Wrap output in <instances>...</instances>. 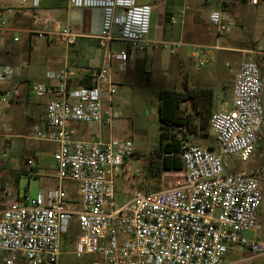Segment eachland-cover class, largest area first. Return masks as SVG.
Listing matches in <instances>:
<instances>
[{"label": "built area", "instance_id": "obj_1", "mask_svg": "<svg viewBox=\"0 0 264 264\" xmlns=\"http://www.w3.org/2000/svg\"><path fill=\"white\" fill-rule=\"evenodd\" d=\"M225 3L221 0L209 15L219 36L235 24ZM70 4L103 10L98 34L103 62L88 67L76 83L66 68L47 71L43 80L21 83L35 97H48L33 137L54 143L56 183L34 195L6 192L0 209V254L6 264H20L22 258L31 264H71L64 261L63 246L75 219L79 232L73 253L78 258L97 254L99 259L90 264H221L231 245L250 255L264 254V239L247 234L258 227L263 185L252 169L230 170L224 160L232 156L245 164L255 155L264 126V76L259 63L242 60L232 108L216 109L210 117L218 152L185 142L183 168L166 171H182L177 184L136 190L119 204L115 177L135 155L136 144L103 131V127L111 131L118 118L116 76L127 70L138 51L163 48L174 54L187 43L151 37L152 6L138 0H70ZM40 5V0H33L35 21L46 25L49 18H44ZM12 30L15 27L0 17V37ZM31 33L39 38L55 34L67 45L78 37L68 25L35 28ZM188 45L190 58L200 69L211 46ZM254 52L264 54V35ZM16 73L13 65L0 62V107H8L21 94L20 85L6 86ZM91 125H98L99 132H87ZM28 162L33 164L32 159ZM65 181L76 183V197Z\"/></svg>", "mask_w": 264, "mask_h": 264}, {"label": "rangeland", "instance_id": "obj_2", "mask_svg": "<svg viewBox=\"0 0 264 264\" xmlns=\"http://www.w3.org/2000/svg\"><path fill=\"white\" fill-rule=\"evenodd\" d=\"M163 1L166 5L167 0ZM171 2L172 0H168V3ZM183 2L184 0L178 1L180 4ZM228 12L233 15L235 24L226 33L218 37L215 27L212 28L209 24L206 26L210 31L213 29L212 34L208 40L199 42L210 45L211 48L210 54L206 55L207 61L200 69L197 70L195 62L190 57L179 61L178 53L182 48L174 54L159 48L147 62L135 61L124 73L116 76L119 86L114 108L118 112V118L111 131L107 127H103V131L106 136L111 134L118 138L132 139L137 150L115 177L116 199L119 204L130 198L136 190H145L138 188L136 181L138 182L139 178L134 173L141 171L139 156L160 146L159 104L162 89H182L186 83L190 86H210L214 90L216 106L214 110L221 106L229 110L232 108L230 93L234 86L235 74L243 59L256 60L264 76V54L254 52L261 47L264 35V0H260L259 4L241 2L240 18L235 17L233 11ZM174 17L176 20L181 18L178 14ZM185 49L188 52L191 50L190 47ZM67 54L66 43L59 39L53 52L54 59L62 64ZM39 55L42 59L44 54ZM47 98H37L24 91L14 97L8 107H0V209L7 200V191L12 193L27 191L34 195L56 183L55 145L51 142L38 141L33 137L37 121L44 118ZM78 125L83 128L87 126ZM87 132H99L98 125H91ZM185 142L207 147L213 145L212 150L218 152L212 131L207 136L189 135ZM225 157L227 169L232 168L233 157ZM29 159L33 160V164L28 162ZM181 176L182 171L168 172L166 183L168 186L175 185ZM256 176L264 189V171ZM64 185L71 196H77L75 182L65 181ZM261 207L264 217V193ZM263 222L261 227H264ZM78 232L79 224L75 219L72 231L64 242V261L71 264H90L99 259L97 254H84L78 258L73 253ZM247 234L249 235V232ZM0 264H6L2 254ZM20 264L31 262L22 258ZM221 264H264V254L250 255L238 245H231Z\"/></svg>", "mask_w": 264, "mask_h": 264}, {"label": "crops", "instance_id": "obj_3", "mask_svg": "<svg viewBox=\"0 0 264 264\" xmlns=\"http://www.w3.org/2000/svg\"><path fill=\"white\" fill-rule=\"evenodd\" d=\"M178 1L172 0L171 3H168L167 0L166 5L163 0H138V3L152 6L151 37L169 41L183 40L187 43L178 53L181 62L190 57L191 50L188 52L185 49L190 47L189 43L197 41L200 43L199 41L208 40L211 36L213 29L210 31L206 28L207 24L211 25L212 28L214 27L209 20V15L211 11L220 6L221 0H184L183 4L178 3ZM241 2L250 3L249 0H226L225 7L229 11H233L235 17L240 18ZM32 3L33 0H0V17L6 18L9 24L15 27V30L8 31L0 37V62L11 64L17 69L16 75L6 84L7 87L18 84L21 94L24 91L32 94L27 87L21 86L23 81L43 80L47 71L66 68L72 73V81L76 83L88 67L102 64L104 50L100 47L98 40L104 17L102 9L74 7L70 4V0H40L44 18H49L45 25L36 23ZM175 14L181 18L176 20ZM172 19H175L176 22H173ZM67 25L78 33V37L74 44H66L68 54L64 63L61 64L56 62L53 56L55 45L60 37L51 34L46 38H39L32 34L31 30L44 27L54 29ZM15 36H19L20 39L15 41ZM217 36L219 37V35ZM157 50L159 48L138 51L130 59L129 66L135 61L147 62ZM42 53L44 55L41 59L39 54ZM140 53L142 55H139ZM48 65L50 66L47 67ZM233 89L234 86L230 93L231 101ZM214 107L216 106L214 105ZM219 108L223 107H217V109ZM224 159L226 160V157ZM233 161L234 165L229 168L230 170L248 168L255 171L256 174L264 171V126L260 132L254 157L245 164L236 161L234 158ZM261 208L258 227L255 231H250L249 236L255 235L263 239L264 227H261V222H263L264 217Z\"/></svg>", "mask_w": 264, "mask_h": 264}, {"label": "trees", "instance_id": "obj_4", "mask_svg": "<svg viewBox=\"0 0 264 264\" xmlns=\"http://www.w3.org/2000/svg\"><path fill=\"white\" fill-rule=\"evenodd\" d=\"M214 111V90L210 86H190L186 83L182 89L161 90L160 146L139 156L141 171L134 173L139 178L136 181L138 188L152 191L167 186L166 171L183 168V144L189 135H209L210 117ZM208 147L214 148L213 145Z\"/></svg>", "mask_w": 264, "mask_h": 264}]
</instances>
